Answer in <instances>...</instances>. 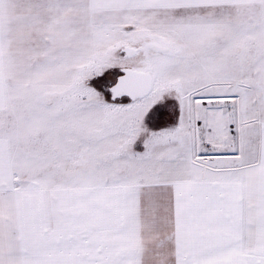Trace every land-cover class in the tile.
Listing matches in <instances>:
<instances>
[{"label":"snow or ice","instance_id":"6c2138e0","mask_svg":"<svg viewBox=\"0 0 264 264\" xmlns=\"http://www.w3.org/2000/svg\"><path fill=\"white\" fill-rule=\"evenodd\" d=\"M0 264H264V0H0Z\"/></svg>","mask_w":264,"mask_h":264}]
</instances>
